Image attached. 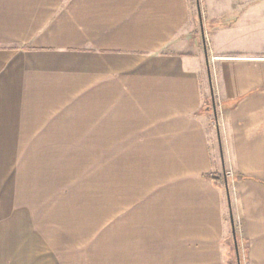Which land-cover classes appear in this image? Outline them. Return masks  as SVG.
Returning <instances> with one entry per match:
<instances>
[{
	"label": "crops",
	"instance_id": "0c3cea01",
	"mask_svg": "<svg viewBox=\"0 0 264 264\" xmlns=\"http://www.w3.org/2000/svg\"><path fill=\"white\" fill-rule=\"evenodd\" d=\"M201 5L0 0V264H96L98 163L121 264H264V0Z\"/></svg>",
	"mask_w": 264,
	"mask_h": 264
},
{
	"label": "rangeland",
	"instance_id": "374dc122",
	"mask_svg": "<svg viewBox=\"0 0 264 264\" xmlns=\"http://www.w3.org/2000/svg\"><path fill=\"white\" fill-rule=\"evenodd\" d=\"M194 14L198 15L197 10V0H193ZM203 26L204 20L209 21V19L204 16H207L208 12L207 9L203 8L201 5V0H199ZM201 28L199 26L197 32L200 34ZM205 34V33H204ZM206 41V39H205ZM210 100V99H209ZM211 105V104H210ZM105 167L98 163V165L93 166V231L96 232L97 238V247L95 256L93 259L96 258V264H121L120 260V247L119 253L117 252L115 246L108 248V240L106 236V187H105ZM87 201V200H86ZM85 201V203H86ZM91 201V200H90ZM83 207V206H82ZM88 207V206H87ZM94 255V254H93ZM244 261L241 262L243 264ZM235 264V263H234Z\"/></svg>",
	"mask_w": 264,
	"mask_h": 264
},
{
	"label": "water",
	"instance_id": "95a60500",
	"mask_svg": "<svg viewBox=\"0 0 264 264\" xmlns=\"http://www.w3.org/2000/svg\"><path fill=\"white\" fill-rule=\"evenodd\" d=\"M197 8H198L199 21H200L201 29H202L204 50H205L206 58H207V61H208L207 46H206V42H205V34H204V31H203V20H202V14H201L199 0H197ZM208 72H209V75H210V81L209 82H210V89H211V97H212V100H213V110H214V114L216 116L217 115V110H216L214 94H213V84H212V79H211V71L209 70ZM232 226L234 227L233 221H232ZM233 237H234V242H235V249H236L238 264H240V261H239V249H238V245H237V238H236L235 229H233Z\"/></svg>",
	"mask_w": 264,
	"mask_h": 264
},
{
	"label": "trees",
	"instance_id": "16d2710c",
	"mask_svg": "<svg viewBox=\"0 0 264 264\" xmlns=\"http://www.w3.org/2000/svg\"><path fill=\"white\" fill-rule=\"evenodd\" d=\"M213 94L215 95L214 91H213ZM210 104H211V98H210V100H209L208 106H210ZM218 179H219V178H218ZM240 179H242V178H238V180H240ZM219 180H220V179H219Z\"/></svg>",
	"mask_w": 264,
	"mask_h": 264
}]
</instances>
